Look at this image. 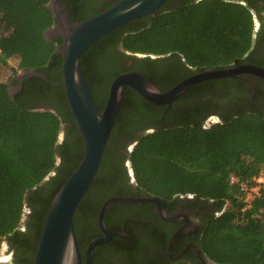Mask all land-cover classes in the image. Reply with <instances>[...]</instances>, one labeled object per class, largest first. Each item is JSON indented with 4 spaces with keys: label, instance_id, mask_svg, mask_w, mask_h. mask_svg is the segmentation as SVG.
Here are the masks:
<instances>
[{
    "label": "trees",
    "instance_id": "1",
    "mask_svg": "<svg viewBox=\"0 0 264 264\" xmlns=\"http://www.w3.org/2000/svg\"><path fill=\"white\" fill-rule=\"evenodd\" d=\"M49 1L0 0V66L17 58L13 73L26 69L43 73L54 82L61 80V57L56 53L57 41L61 40L44 37V31L54 23L52 11L46 7ZM64 2L58 0L59 4ZM252 28L250 11L238 3L167 0L152 16L138 17L93 42L81 53L80 67L102 110L112 78L93 77L92 72L109 44L119 43L125 51L146 56L181 57L200 71L245 61ZM229 80L196 83L170 107L162 106L159 113L165 111V124L139 137L129 160L139 195H157L164 200L193 195L199 200H212L219 210L229 203L228 209L211 215L197 227L194 241L203 257L217 264H264V188L246 205L239 185L242 181L252 185V177L264 174V112L241 107L209 126H202L199 120L214 106L211 98L202 97L221 92L222 82ZM96 82L100 83V95L94 89ZM18 83L13 75L8 81L0 80V241L12 240L21 233L18 226L29 207L37 244L47 207L79 163L84 149L63 88L29 76L12 96L9 86ZM49 92L54 93L53 103L46 97ZM156 108L130 87L123 88L100 166L73 216L82 259L84 247L96 230L91 222L101 203L118 193L108 187L115 175L107 166L112 150L109 143L117 145L114 151L118 153L124 141L134 138V119ZM62 128L65 135L58 142ZM231 176L236 181L231 182ZM81 221L90 225L86 238ZM114 240L120 248L113 244L97 246L93 264H110L106 248L117 253L128 249L117 238ZM33 256L28 264H32ZM174 264L189 263L180 260Z\"/></svg>",
    "mask_w": 264,
    "mask_h": 264
},
{
    "label": "flooded vegetation",
    "instance_id": "2",
    "mask_svg": "<svg viewBox=\"0 0 264 264\" xmlns=\"http://www.w3.org/2000/svg\"><path fill=\"white\" fill-rule=\"evenodd\" d=\"M114 1L65 0L64 3H60V12L65 16V22L74 24L79 22L81 18L83 19L86 16L88 17L91 14L107 8ZM226 1L246 6L253 19L252 43L246 53V60L239 64H253L264 69V0ZM52 27H56L54 23L49 28ZM50 37L51 40L59 39L62 43L61 34L54 33ZM61 43L57 41L58 49ZM95 64H97V67L92 72L93 77L107 75L112 78V81L120 73L134 71L148 78L163 91L181 79L198 72L184 58L169 54L146 56L144 54L130 53L123 50L119 43L109 44L98 60H96ZM24 77L29 76L22 75L15 78V80L22 82ZM226 78L231 80L222 82L220 86L221 92L211 94L212 97L208 94L202 97L204 99L211 98L210 101L214 105L211 106L212 112L210 114L206 117L199 118L201 125L204 127L222 120L234 110L241 107L253 108L257 111L264 112V78L250 73H243L237 77ZM94 89L96 94H101L99 82L94 84ZM46 97L50 100V103H53V92H49ZM38 105L40 107L42 106V104ZM154 105H157L158 108L134 119L133 122L137 125L134 130V138L124 141L122 147L118 149V153L114 151L117 149V145L109 143L112 150L107 156V166L109 173L114 170L115 175L111 179L112 184L108 187L118 192L115 193L117 195L113 194L109 197L118 195L139 197L157 196L146 195L145 193L139 195L140 192L135 182L129 160V152L136 144L138 138L155 130L158 125L165 124V111L160 115L159 110L162 106H165L167 109L171 105ZM61 132L64 138V128H62ZM161 200L163 216L160 214L157 206L152 202L132 204L113 203L111 205H115V207L110 205L106 209L104 222L105 226L111 232V240L103 245L113 244L118 246L119 244L114 240V238H117L119 240L118 242L121 243L120 245L128 248L126 250H122V248V251L118 253L106 248L104 253L111 261L110 264H174L180 260H184L189 264H217L201 255L200 248L194 241V238L197 227L204 225L211 215L217 216L226 210V205L229 203L226 202L223 204L219 210L215 208V203L212 200H199L193 195H179L170 200H164L161 197ZM31 212L32 210L29 207L24 210L18 226L21 232L20 234L12 240H1L6 258L1 259L0 262H6V264H28V261L32 258L36 248V232L34 222L29 216ZM91 225L96 226V230H93V237L103 234L98 226L97 215L95 220L91 222ZM80 228L83 236L85 238L88 237L90 225L81 221ZM175 232H177L175 239L170 248H168V241ZM165 238L168 239L163 247ZM118 247L120 248V246ZM194 248L198 250L201 258Z\"/></svg>",
    "mask_w": 264,
    "mask_h": 264
},
{
    "label": "water",
    "instance_id": "3",
    "mask_svg": "<svg viewBox=\"0 0 264 264\" xmlns=\"http://www.w3.org/2000/svg\"><path fill=\"white\" fill-rule=\"evenodd\" d=\"M166 1L117 0L112 2L108 8L74 24L65 22V16L60 12L61 5L58 0H50L46 4V7L52 11L56 27L47 28L44 31L45 39L50 41V35L54 33L62 35V43L56 51L61 57V80L54 82L48 80L44 74L26 69L19 70L13 78L22 75L38 76L52 85L63 88L70 112L81 135L84 150L79 163L53 195L47 207L32 264H93L94 249L111 240V232L105 226L104 213L113 203L152 202L162 215L163 206L159 196L118 195L107 198L97 213L98 226L103 234L90 239L82 259L73 225V216L100 166L104 148L108 144L109 135L116 120L124 86L131 87L150 103L170 106L190 86L198 82L237 77L243 73L264 78V69L253 64L244 63L220 68L206 67L163 91L145 76L134 71H126L113 78L108 88L104 107L100 110L82 74L81 53L113 29L138 17L152 16ZM20 88L21 82L19 81L17 86H9V92L13 96ZM62 139L63 133L61 132L58 142ZM53 174L54 172L49 176ZM176 234L177 232L170 237L168 248ZM194 249L200 257L198 250ZM5 258L3 246L0 251V260Z\"/></svg>",
    "mask_w": 264,
    "mask_h": 264
},
{
    "label": "built area",
    "instance_id": "4",
    "mask_svg": "<svg viewBox=\"0 0 264 264\" xmlns=\"http://www.w3.org/2000/svg\"><path fill=\"white\" fill-rule=\"evenodd\" d=\"M230 180L233 182L236 181V178L231 176ZM251 181L252 185L244 181L240 182L239 184L246 205H249L251 200L259 195L260 189L264 188V174L252 177Z\"/></svg>",
    "mask_w": 264,
    "mask_h": 264
},
{
    "label": "rangeland",
    "instance_id": "5",
    "mask_svg": "<svg viewBox=\"0 0 264 264\" xmlns=\"http://www.w3.org/2000/svg\"><path fill=\"white\" fill-rule=\"evenodd\" d=\"M17 62H18L17 58H11L8 60V64L6 66H0V80L1 81H8V78H10V76L12 75L14 76L16 73L19 72V70H17L16 73H13L14 69L17 67ZM228 206L229 204L226 205V209H228ZM2 247H3V243L2 241H0V251ZM0 264H6V263L0 262Z\"/></svg>",
    "mask_w": 264,
    "mask_h": 264
}]
</instances>
